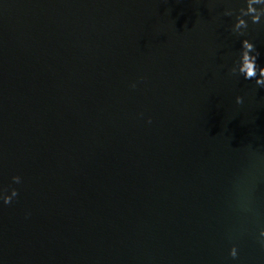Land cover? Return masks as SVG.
<instances>
[{
  "label": "water",
  "instance_id": "95a60500",
  "mask_svg": "<svg viewBox=\"0 0 264 264\" xmlns=\"http://www.w3.org/2000/svg\"><path fill=\"white\" fill-rule=\"evenodd\" d=\"M239 6L0 0V186L18 191L0 264H264V90L229 72ZM247 36L264 65V26Z\"/></svg>",
  "mask_w": 264,
  "mask_h": 264
},
{
  "label": "clouds",
  "instance_id": "9594fccd",
  "mask_svg": "<svg viewBox=\"0 0 264 264\" xmlns=\"http://www.w3.org/2000/svg\"><path fill=\"white\" fill-rule=\"evenodd\" d=\"M225 16H233L234 20L231 24L230 31L239 37L240 47L235 53L229 72L233 75L243 77L244 80H255L256 84L264 90V65H258L257 57L259 52L255 44L247 36L249 25L264 26V0H240V6L235 12L231 8L224 10ZM135 87L133 83L131 85ZM236 103H242L240 96L235 97ZM150 122V121H149ZM11 181L14 184L21 183V177L13 175ZM18 196L17 188L9 187L5 190L0 186V206L8 205ZM244 210H247L244 208ZM257 241L264 248V227L258 228ZM228 256L236 259L238 256V248L232 244L228 248Z\"/></svg>",
  "mask_w": 264,
  "mask_h": 264
}]
</instances>
